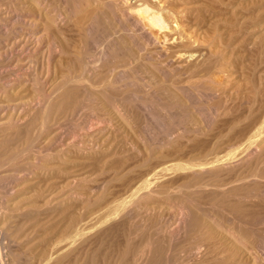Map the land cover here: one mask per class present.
<instances>
[{"label":"rangeland","instance_id":"rangeland-1","mask_svg":"<svg viewBox=\"0 0 264 264\" xmlns=\"http://www.w3.org/2000/svg\"><path fill=\"white\" fill-rule=\"evenodd\" d=\"M0 3V264H264V0Z\"/></svg>","mask_w":264,"mask_h":264},{"label":"bare ground","instance_id":"bare-ground-1","mask_svg":"<svg viewBox=\"0 0 264 264\" xmlns=\"http://www.w3.org/2000/svg\"><path fill=\"white\" fill-rule=\"evenodd\" d=\"M3 1H4V0H3ZM23 1H24V0H23ZM36 1H37V0H36ZM140 1H141V0H140ZM11 3H12V2H11ZM26 3H27V2H26ZM0 4H1V3H0ZM68 4H69V3H68ZM5 5L7 6V4H5ZM18 6H19V5H18ZM20 6H21V5H20ZM23 6H24V5H23ZM2 7H3V6H2ZM2 7H1V8H2ZM35 7H36V6H35ZM5 8H6V7H5ZM5 8H4V9H5ZM16 8H19V7H16ZM14 9H15V8H14ZM46 9H47V8H46ZM149 9H150V8H149ZM149 9H146V8H143V9H142V7H141V8H139L138 10H139V11H141V10H145L144 12H148L147 10H149ZM6 10H7V9H6ZM6 10H5L4 12H6ZM17 10H18V9H17ZM21 10H22V9H21ZM21 10H20V11H21ZM135 10H136V9H135ZM66 11H67V10H66ZM72 11H73V10H72ZM7 12H8V11H7ZM141 12H142V11H141ZM149 12H150V11H149ZM149 12H148V13H149ZM8 13H10V12H8ZM8 13H7V14H8ZM48 13H49V11H48ZM90 13H91V12H89V14H90ZM127 13H128V12H127ZM138 13H139V12H138ZM142 13H143V12H142ZM157 13L159 14V12H157ZM157 13H155V12H154V13H151V12H150V13H149L150 15L147 16V20H146V21H147V23H149L148 21H150V22H152L153 24H158V25H161V27H163V25H164L165 23L162 24L163 21L161 20L160 15H158ZM0 14H1V13H0ZM11 14H12V13H11ZM72 14H73V13H72ZM91 14H92V13H91ZM91 14H90V15H91ZM143 14H144V13H143ZM3 15H4V14H3ZM146 15H147V14H146ZM146 15H145V16H146ZM95 16H96V15H95ZM45 17H46V16H45ZM90 17H91V16H90ZM100 17H101V16H100ZM12 18H13V17H12ZM12 18H11V19H10V18H7V19H8V22L3 23V24H2V25H3L2 27H3V28H8L9 25L12 26V25H13V20H14V19H16V20H18V21L24 19V18H22V17L20 18V15H19V16L16 15V17H15L14 19H12ZM92 18H93V17H92ZM47 19H48V18H47ZM52 19H53V18H52ZM1 20H3V18H2ZM5 20H6V19H5ZM16 20H14V22H15ZM29 20H30V18H29ZM31 20H32V19H31ZM144 20H145V18H144ZM3 21H4V20H3ZM6 21H7V20H6ZM137 21H138V20H137ZM141 21H143V19H142ZM23 22H24V21H23ZM123 22H124V21H123ZM171 22H172V21H171ZM28 23H29V22H28ZM132 23H133V22H132ZM142 23H143V22H142ZM22 24H23V23H22ZM33 24H34V23H33ZM102 24H103V23H102ZM128 24H129V23H128ZM139 24H140V23H139ZM149 24H150V23H149ZM103 25H104V24H103ZM129 25H130V24H129ZM142 25H143V24H142ZM20 26H21V25H20ZM20 26H19V27H20ZM131 26H132V25H131ZM159 27H160V26H159ZM174 27H175V26H174ZM12 28H13V26H12ZM17 29H18V28H17ZM5 30H6V29H5ZM150 30H151V29H150ZM160 30H161V29H160ZM169 30H170V29H169ZM178 30H179V29H178ZM0 31H2V29H1ZM9 31H11V29H10ZM13 31H14V30H13ZM47 31H48V30H47ZM171 31H172V30H171ZM11 32H12V31H11ZM15 32H16V31H15ZM28 32H30V33H26L27 36L30 35V36L32 37V38L30 37V39H35V38H34V34H33L34 32H33V31H32V32H31V31H28ZM151 32H152V31H151ZM17 33H18V32H17ZM23 33H24V32H23ZM23 33H20L19 37L17 36L19 33H18L17 35H13V37H12L13 41L11 42L10 45H12V46L14 45L15 48H16V46H20V47H21V46L28 47V46L33 45V44H34V40H33V42H32V40H31V42H29V40H28V42H27V39H24V38L22 37V36H23ZM55 33H56V32H55ZM171 33H172V32H171ZM14 34H16V33H14ZM21 34H22V36H21ZM28 34H29V35H28ZM154 34H155V33H154ZM6 35H7V34H6ZM9 35H10V34H9ZM110 35H111V32H110ZM15 36H17V37H15ZM178 37H179V36H178ZM5 38H6V37H5ZM25 38H28V37H25ZM36 38H37V37H36ZM2 39H3V38H2ZM6 39L9 40L8 37H7ZM37 40H38V39H37ZM55 40H56V39H55ZM1 41H2V40H1ZM4 41H5V40H4ZM9 41H10V40H9ZM172 41H173V40H172ZM35 42H36V41H35ZM37 42H38V41H37ZM50 42H51V41H50ZM50 42H49V43H50ZM185 42H186V41H185ZM55 43H56V42H55ZM120 43H121V42H120ZM50 44H52V43H50ZM3 45H4V43H3ZM6 45H7V43H6ZM36 46H37V44H36ZM9 47H10V46H9ZM20 47H19V48H20ZM52 47H53V45H52ZM57 47H58V46H57ZM74 47H75V46H74ZM21 48H23V47H21ZM58 48H59V47H58ZM7 49H9V48H7ZM59 49H60V48H59ZM61 49H62V48H61ZM0 50H1V49H0ZM48 50H49V49H48ZM65 50H66V48H65ZM4 51H5V49H4ZM6 51H7V50H6ZM21 51H22V50H21ZM54 51H55V50H54ZM78 51H79V50H78ZM129 51H130V50H129ZM25 52H26V51H25ZM79 52L81 53L82 51H79ZM121 52H122V51H121ZM19 53H20V52H19ZM76 53H78V52H76ZM76 53H75V54H76ZM125 54H126V53H125ZM190 54H191V53H190ZM76 55H77V54H76ZM79 55H81V54H79ZM83 55H84V53H83ZM191 55H192V54H191ZM124 56H125V55H123V57H124ZM80 57H81V56H80ZM50 58H51V57H50ZM75 58H77V56H76ZM121 58H122V56H121ZM70 59H71V58H70ZM73 59H74V58H73ZM78 59H80V58H78ZM125 59H126V58H125ZM125 59H124V60H125ZM74 60H75V59H74ZM81 60H82V59H81ZM120 60H122V59H120ZM124 60H123V61H124ZM87 61H88V60H87ZM92 61H93V63H94V60H93V59H92ZM95 61H96V60H95ZM48 62H49V61H48ZM68 62H69V61H68ZM71 62H73V61H71ZM85 62H86V61H85ZM89 62H90V61H89ZM199 62H200V61H199ZM75 63H76V62H75ZM75 63L73 62V67H75V66H74ZM77 64H78V65L80 64V66H78V67H80V69H81V68H82V66H81L82 63H77ZM87 65H88V64H87ZM70 66H71V64H70ZM90 66H94V65H90ZM211 66H212V65H211ZM87 67H88V66H87ZM164 67H165V66H164ZM208 67H209V66H208ZM27 68H28V67H27ZM76 68H77V67H76ZM84 68H85V67H84ZM84 68H83V69H84ZM94 68H95V67H94ZM68 69H69V68H68ZM68 69H67L66 71H67L68 73L71 72V71L68 70ZM74 69H75V68H74ZM77 69H78V68H77ZM214 69H215V68H214ZM49 70H50V69H49ZM75 70H76V69H75ZM85 70H86V69H85ZM171 70H172V69H171ZM72 71H73V69H72ZM90 71H92V70H90ZM64 72H65V71H64ZM77 72H79V70H77ZM81 72H83V71H81ZM81 72H80V77H82V76H81ZM65 73H66V72H65ZM74 73H75V71H74ZM84 73H86V72H84ZM69 74H72V73H69ZM82 75H83V74H82ZM87 75H89V74H87ZM20 76H21V75H20ZM69 76L71 77L72 75H69ZM78 76H79V73H78ZM14 77H15V76H14ZM63 77H64V76H63ZM73 77H74V76H73ZM76 77H77V75H76ZM83 77H84V76H83ZM87 77H88V76H87ZM67 78H68V77H66V79H65V78H64V79L67 80ZM86 79H87V78H86ZM88 79H89V78H88ZM88 79H87V81H90V80H88ZM120 79H121V78H120ZM197 79H198V78H197ZM59 80H60V79H59ZM113 80H114V79H113ZM172 80H173V79H172ZM198 80H199V79H198ZM67 81H68V80H67ZM72 81H73V79H72ZM72 81L70 80V83H71ZM80 81H81V83H82V80H80ZM155 81H156V80H155ZM35 82H36V80H35ZM49 82H50V81H49ZM73 82L79 84V83H78V82H79L78 79H77V82H76L75 79H74ZM104 82H105V81H103V83H104ZM108 82H109V81H107V83H108ZM112 82H113V81H112ZM194 82H195V81H194ZM198 82H199V81H198ZM53 83H54V82H53ZM66 83H69V82H65V83H64V86H65ZM96 83H97V82H96ZM4 84H5V83H4ZM12 84H13V83H12ZM62 84H63V83H62ZM77 84H76V85H77ZM83 84H84V83H83ZM83 84H82V85H83ZM87 84H89V83H87ZM94 84H95V83H94ZM66 85H67V84H66ZM69 85H70V84H69ZM84 85H85V84H84ZM110 85H111V84H110ZM62 86H63V85H62ZM62 86H61V87H62ZM71 86H72V85H71ZM73 86H74V85H73ZM89 86H90V85H89ZM93 86H94V85H93ZM106 87H107V86H106ZM113 87H115V86H113ZM116 87H117V86H116ZM156 87H157V86H156ZM58 88H59V87H58ZM62 88H63V87H62ZM75 88L78 89V87L75 86L74 88H73V87H71V88H67L66 91H61V90H60L62 94L64 93V95H62V96H64V97L66 98V101H64V102L67 103V104H66V103L62 104V106L64 105L65 107H71L72 104H76V102L78 101V98H77V92L75 91ZM81 88H82V87H81ZM87 88H88V85H87ZM89 88H90V87H89ZM108 88H110V87H108ZM91 89H92V88H91ZM95 89H97V88H95ZM100 89H101V88H100ZM105 89H106V88H105ZM212 89H213V88H212ZM48 90H49V89H48ZM62 90H65V87H64V89H62ZM78 90H79V89H78ZM81 90H82V89H81ZM81 90H80V91H81ZM98 90H99V89H98ZM145 90H146V89H145ZM36 91H37V90H36ZM55 91H56V90H55ZM82 91H86V90H82ZM100 91H101V90H100ZM103 91H104V90H103ZM107 91H108V89H107ZM45 93H46V91H45ZM95 93H96V91H95ZM95 93H94V95H95ZM98 93H99V91H98ZM101 93H102V91H101ZM92 94H93V93H92ZM99 94H100V93H99ZM160 94H161V93H160ZM162 94H163V93H162ZM59 95H61V94H59ZM80 95H82V94H80ZM94 95H93V96H94ZM97 95H98V94H97ZM117 95H118V93H117ZM48 96H50V95H48ZM51 96H52V94H51ZM87 96H88V95H87ZM90 96H91V95H90ZM93 96H92V98H93ZM98 96H99V95H98ZM100 96H101V95H100ZM100 96H99V98H100ZM53 97H54V96H53ZM55 97H56L55 99H57L58 95L55 96ZM79 97H80V96H79ZM82 97H84V96L82 95ZM96 97H97V96H96ZM96 97H95V98H96ZM116 97H117V96H116ZM49 98H50V97H49ZM86 98H87V97H86ZM86 98H85V99H86ZM89 98H90V97H89ZM102 98H103V97H102ZM163 98H164V97H163ZM40 99H41V98H40ZM43 99H44V98H43ZM43 99H42V100H43ZM61 99H62V98H61ZM93 99H94V98H93ZM104 99H106V98H104ZM104 99H102V100L105 102L104 105L106 106V105H107V104H106L107 101H105ZM34 100H36V99H34ZM59 100H60V99H59ZM62 100H64V99H62ZM62 100H61V101H62ZM80 100L82 101V99H80ZM98 100H99V99H98ZM100 100H101V99H100ZM106 100H108V98H107ZM50 101H51V100H50ZM57 101H58V99H57ZM84 101H85V100H84ZM84 101H83V102H84ZM6 102H7V101H6ZM18 102H19V101H18ZM78 102H79V101H78ZM83 102H81V103H82V105H84V106H83V107H80V108H84V107L86 108V106L89 105V104H83ZM181 102H182V101H181ZM23 103H24V102H23ZM38 103H39V102H38ZM38 103H37V104H38ZM54 103H55V102H54ZM57 103H58V102H56V104H57ZM88 103H89V102H88ZM101 103H102V102H101ZM116 103H117V102H116ZM118 103H120V102L118 101ZM167 103H168V102H167ZM3 104H4V103H3ZM10 104H11V103H10ZM52 104H53V103H52ZM56 104H55V105H56ZM59 104H60V102H59ZM59 104H57L58 107H59ZM77 104H78V103H77ZM77 104L74 105V107L77 106ZM108 104H110V103L108 102ZM122 104H123V103H122ZM164 104H165V103H164ZM1 105H2V104H1ZM22 105H23V104H22ZM55 105H54V106H55ZM66 105H67V106H66ZM78 105H79V104H78ZM80 105H81V104H80ZM80 105H79V106H80ZM96 105H97V104H96ZM100 105H101V104H100ZM6 106H7V105H6ZM36 106H37V105H36ZM64 106H63V107H64ZM72 106H73V105H72ZM105 106H104V108H105ZM117 106H118V105H117ZM58 107H57V108H58ZM60 107H61V106H60ZM108 107H109V106H108ZM111 107H112V106H111ZM51 108H54V107L51 106ZM57 108H56V110H57ZM133 108H134V107H133ZM3 109H4V108H3ZM61 109H63V108H60V110H61ZM73 109H74V108H73ZM0 110H1V109H0ZM53 110H55V109H53ZM58 110H59V108H58ZM67 110H68V109H67ZM71 110H72V108H71ZM71 110H69V111H71ZM74 110H75V109H74ZM221 110H222V109H221ZM49 111H50V109L48 110V112H49ZM63 111H64V109H63ZM81 111H82V110H81ZM28 112H29V111H28ZM53 112H54V111H53ZM60 112H61V111H60ZM65 112H66V111H65ZM87 112H88V111H87ZM125 112H126V111H125ZM214 112H215V111H214ZM4 113H5V112H4ZM50 113H51V112H50ZM68 113H69V112H68ZM70 113H71V112H70ZM52 114H54V113H52ZM59 114H61V113H59ZM63 114H64V113L62 112V114L60 115V117H61ZM65 114H67V112H66ZM73 114H74V113H73ZM127 114H128V112H127ZM2 115H3V114H2ZM2 115H1V116H2ZM41 115H42V114H41ZM48 115H49V113H48ZM56 115H57V114H56ZM86 115H87V114H86ZM46 116H47V115H46ZM63 116H64V115H63ZM93 116H94V115H93ZM102 116H103V115H102ZM104 116H105V115H104ZM7 117H8V116H7ZM9 117H10V115H9ZM16 117H17V116H16ZM53 117H54V115H53ZM40 118H41V117H40ZM48 118H49V116H48ZM51 118H52V116H51ZM104 118H105V117H104ZM127 118H128V117H127ZM197 118H198V117H197ZM45 119H47V118H45ZM45 119H44V120H45ZM75 119H76V118H75ZM100 119H101V118H100ZM10 121H11V120H10ZM47 121H48V120H47ZM52 121H53V119H51V122H52ZM82 121H83V120H82ZM85 121H86V120H85ZM56 122H57V121H56ZM139 122H140V121H139ZM43 123H44V121H43ZM45 123H46V122H45ZM54 123H55V122H54ZM90 123H91V122H90ZM134 123H135V122H134ZM47 124H48V123H47ZM88 124H89V123H88ZM132 124H133V123H132ZM45 125H46V124H44L43 127H45ZM259 125H260V124H259ZM112 126H113V125H112ZM132 126H133V125H132ZM185 126H186V125H185ZM188 126H189V124H188ZM50 127H51V126H50ZM86 127H87V126H86ZM174 127H175V126H174ZM46 128H47V126H46ZM190 128H191V127H190ZM256 128H257V127H256ZM72 129H73V128H72ZM84 129H85V128H84ZM93 129H94V128H93ZM105 129H106V128H105ZM185 129H186V128H185ZM188 129H189V128H188ZM15 130H16V129H15ZM23 130H24V129H22V131H23ZM81 130H82V129H81ZM95 130H96V129H95ZM173 131H174V130H173ZM175 131H176V130H175ZM194 131H195V130H194ZM89 132H90V131H89ZM169 132H170V131H169ZM171 132H172V131H171ZM178 132H179V131H178ZM178 132H177V133H178ZM191 133H192V132H191ZM21 134H23V133H21ZM35 134H36V133H35ZM54 134H56V133H54ZM70 134H71V133H70ZM25 135H26V134H25ZM58 135H59V134H58ZM76 135H77V134H76ZM87 135H88V134H87ZM87 135H86V136H87ZM192 135H193V134H192ZM12 136H13V135H12ZM54 137H55V136H54ZM56 137H57V136H56ZM56 137H55V138H56ZM87 137H88V136H87ZM95 137H96V136H95ZM106 137H107V136H106ZM52 138H53V137H52ZM178 138H179V137H178ZM180 138H181V137H180ZM68 139H69V138H68ZM76 139H77V138H76ZM86 139H87V138H86ZM191 139H192V138H191ZM44 140H45V139H44ZM51 140H52V139H51ZM61 140H62V139H61ZM52 141H53V140H52ZM77 141H78V140H77ZM81 141H82V140H81ZM247 141H248V140H247ZM48 142H49V141H48ZM50 142H51V141H50ZM59 142H60V140H59ZM79 142H80V141H79ZM51 143H52V142H51ZM67 143H68V142H67ZM71 143H72V142H71ZM12 144H13V143H12ZM29 144H30V143H29ZM43 144H44V143H43ZM56 144H57V143H56ZM74 144H75V143H74ZM80 144H81V143H80ZM31 145H32V144H31ZM85 145H86V143H85ZM92 145H93V144H92ZM92 145H91V146H92ZM5 146H6V145H5ZM36 146H38V145H36ZM56 146H58V145H56ZM69 146H70V145H69ZM260 146H261V145H260ZM247 147H248V146H247ZM85 148H86V147H85ZM90 148H91V147H90ZM212 148H213V147H212ZM25 149H26V148H25ZM98 149H99V148H98ZM242 149H243V148H242ZM22 150H23V149H22ZM70 150H71V149H70ZM210 150H211V149H210ZM216 150H217V149H216ZM216 150H215V151H216ZM4 151H5V150H4ZM59 151H60V150H59ZM59 151H58V152H59ZM241 151H242V150H241ZM60 152H61V151H60ZM62 152H63V151H62ZM71 152H72V151H71ZM67 153H68V152H67ZM58 154H59V153H58ZM217 154H218V153H217ZM59 155H61V154H59ZM59 155H58V156H59ZM92 155H93V154H92ZM61 156H62V155H61ZM108 156H109V155H108ZM200 156H201V155H200ZM55 157H56V156H55ZM193 158H194V157H193ZM10 159H12V158H10ZM10 159H9V160H10ZM59 159H60V158H59ZM14 160H15V159H14ZM106 160H107V159H106ZM248 160H249V159H248ZM11 161H12V160H11ZM26 161H27V160H26ZM101 161H102V160H101ZM103 161H105V160H103ZM200 161H201V160H200ZM8 162H9V161H8ZM32 162H33V161H32ZM34 162H35V161H34ZM111 162H112V161H111ZM203 162H204V161H203ZM191 163H192V161L190 162V164H191ZM193 163H194V161H193ZM211 163H213V162H211ZM194 164H195V163H194ZM197 164H199V163H197ZM204 164H205V163H204ZM6 165H7V164H6ZM48 165H49V164H48ZM61 165H62V164H61ZM100 165H101V164H100ZM105 165H106V164H105ZM199 165H200V164H199ZM201 165H202V164H201ZM238 165H239V164H238ZM7 166H8V165H7ZM71 166H72V165H71ZM206 166H207V165H206ZM62 167H63V166H62ZM219 167H220V166H219ZM71 168H72V167H71ZM73 168H74V167H73ZM213 169H214V168H213ZM226 169H227V168H226ZM56 170H57V169H56ZM61 170H62V169H61ZM216 170H217V169H216ZM62 171H63V170H62ZM199 171H200V169H199ZM209 171H210V170H209ZM74 172H75V171H74ZM85 172H86V171H85ZM99 173H100V170H99ZM160 173H161V172H160ZM193 173H194V172H193ZM84 174H85V173H84ZM214 174H215V173H214ZM157 175H158V174H157ZM157 175H156V176H157ZM159 175H161V174H159ZM61 176H62V175H61ZM188 176H189V175H188ZM204 176H205V175H204ZM88 177H89V176H88ZM157 177H158V176H157ZM198 177H199V176H198ZM198 177H197V179H198ZM209 177H210V176H209ZM72 178H73V177H72ZM190 178H191V177H190ZM200 178H201V177H200ZM68 179H69V178H68ZM82 179H83V178H82ZM195 179H196V178H195ZM195 179H194V180H195ZM204 179H205V177H204ZM79 180H80V179H79ZM156 180H157V179H156ZM192 180H193V179H192ZM192 180H191V181H192ZM201 180H203V179H201ZM18 181H19V180H18ZM66 181H67V180H66ZM71 181H72V179H71ZM75 181H76V180H75ZM149 181H150V180H149ZM191 181H190V182H191ZM199 181H200V180H199ZM199 181H198L197 183H200ZM52 182H53V181H52ZM79 182H80V181H79ZM58 183H59V182H58ZM185 183H186V182H185ZM205 183H206V182H205ZM65 184H66V183H65ZM150 184H151V183H150ZM53 185H54V184H53ZM59 185H60V184H59ZM148 185H149V183L147 182V186H148ZM191 185H192V183H191ZM202 185H203V184H202ZM51 186H52V185H51ZM63 186H64V185H63ZM141 186H142V187H141ZM141 186H138V187H137L135 193H137L138 191H140L141 188H143V185H141ZM152 186H153V185H152ZM156 186H157V185H156ZM160 186H161V185H160ZM145 187H146V186H145ZM145 187H144V188H145ZM238 187H239V186H238ZM21 188H22V187H21ZM152 188H153V187H152ZM154 188H157V187L154 186ZM191 188H192V187H191ZM206 188H207V187H206ZM19 189H20V187H19ZM159 189H160V188H159ZM170 189H171V188H170ZM172 189H173L174 191L177 190V189H174V188H172ZM187 189H188V188H187ZM166 190H167V188H166ZM159 191H160V190H158V192H159ZM174 191H173V192H174ZM9 192H10V191H9ZM14 192H15V191H14ZM33 192H34V191H33ZM161 192H162V190H161ZM192 192H193V191H192ZM132 193H133V192H132ZM198 193H199V192H198ZM226 193H227V192H226ZM241 193H242V192H241ZM157 194H158V193H157ZM159 194H161V193H159ZM163 194H164V193H162L161 195H163ZM165 194H166V193H165ZM165 194H164V195H165ZM191 194H192V193H191ZM196 194H197V193H196ZM219 194H220V193H219ZM224 194H225V193H224ZM26 195H27V193H26ZM29 195H30V194H29ZM154 195H155V193H154ZM30 196H31V195H30ZM155 196H156V195H155ZM217 196H218V194H217ZM156 197H157V196H156ZM166 197H167V195H166ZM257 197H258V196H257ZM39 198H40V197H39ZM50 198H51V197H50ZM158 198H159V197H158ZM15 199H16V198H15ZM162 199H163V198H162ZM154 200H155V199H154ZM183 200H184V199H183ZM42 201H43V200H42ZM85 201H86V200H85ZM161 201H162V200H161ZM165 201H166V200H165ZM253 202H254V201H253ZM122 203H123V202H122ZM148 203H149V202H148ZM237 203H238V202H237ZM50 204H51V203H50ZM234 204H235V203H234ZM109 205H110V204H109ZM249 205H250V204H249ZM254 205H255V204H254ZM257 205H258V204H257ZM237 206L240 207V205H237ZM245 206H246V205H245ZM142 207H143V206H142ZM140 208H141V207H140ZM161 209H162V208H161ZM163 209H164V208H163ZM184 209H185V208H184ZM240 209H241V208H240ZM240 209H239V210H240ZM245 209H246V207H245ZM252 209H253V208H252ZM62 210H63V209H61V211H62ZM149 210H150V209H149ZM152 210H153V206H152ZM158 210H159V209H158ZM236 210H237V209H236ZM249 210H250V209H249ZM56 211H57V210H56ZM113 211H114V210H113ZM243 211L245 212L244 208H243ZM243 211H242V212H243ZM253 211H254V210H253ZM236 212H237V211H236ZM246 212H247V210H246ZM42 213H43V212H42ZM45 213H46V212H45ZM163 213H164V212H163ZM218 213H220V212H218ZM244 214H245V213H244ZM252 214H254V213L252 212ZM130 215H131V214H130ZM163 215H164V214H163ZM217 215H218V214H217ZM245 215L247 216V214H245ZM249 215H250V214H249ZM161 216H162V213H161ZM161 216H160V217H161ZM237 216H238V215H237ZM32 217H33V216H32ZM54 217H55V216H54ZM54 217H52V218H54ZM144 217H145V216H144ZM162 217H163V216H162ZM11 218H13V217H11ZM18 218H19V217H18ZM47 218H48V217H47ZM58 218H60V217H58ZM245 218H246V217H245ZM250 218H252V217H250ZM54 219H55V218H54ZM158 219H159V218H158ZM75 220H77V219H75ZM79 220H80V219H79ZM79 220H78V221H79ZM164 220H165V219H164ZM231 220H232V219H231ZM44 221H45V220H44ZM51 221H52V220H51ZM73 221H74V220H73ZM73 221H72V223H73ZM74 222H75V221H74ZM118 222H119V221H118ZM127 222H128V221H127ZM59 223H60V222H59ZM248 223H249V222H248ZM45 224H46V223H45ZM76 224H77V223H76ZM85 224H86V223H85ZM165 224H166V223H165ZM17 225H18V224H17ZM78 225H79V224H78ZM120 225H121V224H120ZM130 225H131V224H130ZM152 225H153V224H152ZM54 226H55V225H54ZM82 226H83V225H82ZM110 226H111V224H110ZM117 226H118V225H117ZM162 226H163V225H162ZM19 227H21V226H19ZM153 227H154V226H153ZM164 227H165V226H164ZM172 227H173V226H172ZM203 227H204V226H203ZM28 228H29V227H28ZM30 228H32V227H30ZM30 228H29V229H30ZM56 228H57V227H56ZM59 228H60V227H59ZM192 228H193V227H192ZM234 228H235V227H234ZM15 229H16V228H15ZM155 229H156V228H155ZM167 229H168V228H167ZM169 229H170V228H169ZM196 229H197V228H196ZM202 229H203V228H202ZM260 229H261V228H260ZM260 229H259V230H260ZM9 230H10V229H9ZM69 230H70V229H69ZM190 230L193 231V229H190ZM190 230H189V231H190ZM227 230H228V229H227ZM7 231H8V230H7ZM62 231H63V230H62ZM152 231H153V230H152ZM231 231H232V230H231ZM261 231H262V230H260V232H261ZM58 232H59V231H58ZM135 232H136V231H135ZM243 232H244V231H243ZM258 232H259V231H258ZM49 233H50V232H49ZM131 234H132V233H131ZM139 234H140V233H139ZM149 234H150V233H149ZM231 234H232V232H231ZM259 234H260V233H259ZM261 234H262V233H261ZM12 235H13V234H12ZM63 235H64V234H63ZM72 235H73V234H72ZM134 235H135V233H134ZM146 235H147V234H146ZM245 235H246V234H245ZM45 236H46V235H45ZM197 236H198V235H197ZM202 236H203V234H202ZM247 236H248V235H247ZM262 236H263V235H262ZM262 236H261V237H262ZM21 237H22V236H21ZM39 237H40V236H39ZM127 237H128V236H127ZM144 237H145V236H144ZM152 237H153V236H152ZM189 237H190V236H189ZM234 237H236V236L234 235ZM234 237H233V238H234ZM239 237H240V236H239ZM56 238H57V237H56ZM148 238H149V237H148ZM195 238H196V236H195ZM198 238H199V237H198ZM203 238H204V237H203ZM222 238H223V237H222ZM227 238H228V237H227ZM236 238H237V237H236ZM236 238H234V239H236ZM249 238H250V237H249ZM200 239H201V238H200ZM250 239H251V238H250ZM254 239H255V238H254ZM55 240H56V239H55ZM197 240H198V239H197ZM201 240L203 241V239H201ZM243 240H244V239H243ZM154 241H155V240H154ZM185 241H187V239H186ZM230 241H231V240H230ZM262 241H263V240H262ZM13 242H14V241H13ZM15 242H17V241H15ZM42 242H43V241H42ZM142 242H143V241H142ZM155 242H156V241H155ZM188 242H189V241H188ZM188 242H186V244H187ZM190 242H193V241H190ZM253 242H254V241H253ZM69 243H70V242H69ZM75 243H76V242H75ZM135 243H136V242H135ZM137 243H138V242H137ZM137 243H136V245H137ZM221 243H222V242H221ZM48 244H49V243H48ZM226 244H227V243H226ZM245 244H246V243H245ZM259 244H260V243H259ZM69 245H70V244H69ZM84 245H85V244H84ZM134 245H135V244H134ZM134 245H133V246H134ZM145 245H146V244H145ZM247 245H248V243L246 244V246H247ZM22 246H23V245H22ZM25 246H26V245H25ZM178 246H179V245H178ZM224 246H225V245H224ZM226 246H227V245H226ZM256 246H258V245H256ZM263 246H264V245H263ZM46 247H47V246H46ZM46 247H45V248H46ZM83 247H84V246H83ZM127 247H128V246H127ZM186 247H187V246H186ZM25 248H26V247H25ZM42 248H43V247H42ZM50 248H51V247H50ZM78 248H79V247H78ZM85 248H86V247H85ZM131 248H132V247H131ZM148 248H149V246H148ZM153 248H154V247H153ZM155 248H157V246H156ZM175 248H176V247H175ZM198 248H199V247H198ZM214 248H215V247H214ZM47 249H48V248H47ZM150 249H151V248H150ZM157 249H158V248H157ZM204 249H205V248H204ZM261 249H264V248H261ZM63 250H64V249H63ZM140 250H142V249H140ZM147 250H149V249H147ZM179 250H180V247H179ZM231 250H232V249H231ZM92 251H93V250H92ZM186 251H187V250H186ZM198 251H199V250H198ZM237 251H238V250H237ZM241 251H242V250H241ZM34 252H35V251H34ZM64 252H65V251H64ZM66 252H67V251H66ZM136 252H137V251H136ZM153 252H154V251H153ZM220 252H221V251H220ZM248 252H249V251H248ZM256 252H257V251H256ZM256 252L254 251V253H256ZM28 253H29V252H28ZM47 253H48V251H47ZM133 253H134V252H133ZM159 253H160V252H159ZM161 253H162V251H161ZM189 253H190V251H189ZM213 253H214V252H213ZM216 253H217V252H216ZM252 253H253V252H252ZM259 253L261 254L260 251H259ZM259 253H258L257 256L260 255ZM43 254H44V253H43ZM63 254H64V253H63ZM63 254H62V255H63ZM134 254H135V253H134ZM137 254H138V253H137ZM137 254H135V255H137ZM150 254H151V253H150ZM176 254H177V253H176ZM186 254H187V253H186ZM191 254H194V253H191ZM191 254H190V255H191ZM196 254H197V253H196ZM218 254H219V252H218ZM228 254H229V253H228ZM246 254H247V253H246ZM256 254H257V253H256ZM75 255H76V254H75ZM143 255H144V254H143ZM147 255H148V254H147ZM155 255H156V254H155ZM171 255H173V254H171ZM248 255L250 256L251 254H248ZM254 255H255V254H254ZM263 255H264V253H263ZM34 256H35V255H34ZM39 256H40V255H39ZM157 256H158V255H157ZM191 256H192V255H191ZM257 256L255 255V257H257ZM53 257H54V256H53ZM153 257H154V256H153ZM173 257H174V256H173ZM188 257H190V256H188ZM200 257H201V256H200ZM202 257H203V256H202ZM210 257H211V256H210ZM136 258H137V257H136ZM155 258H156V257H155ZM184 258H185V257H184ZM194 258H195V257H194ZM122 259H123V258H122ZM126 259H127V258H126ZM256 259H257V258H256ZM256 259H255V260H256ZM263 259H264V258H263ZM25 260H26V259H25ZM30 260H31V259H30ZM46 260H47V259H46ZM72 260H73V259H72ZM131 260H132V259H131ZM137 260H138V259H137ZM137 260H136V261H137ZM197 260H198V259H197ZM202 260H203V259H202ZM202 260H201V261H202ZM252 260H253V259H252ZM255 260H254V261H255ZM27 261H28V260H27ZM31 261H32V260H31ZM33 261H34V260H33ZM69 261H70V260H69ZM125 261H126V260H125ZM125 261H124V262H125ZM155 261H156V260H155ZM40 262H41V260H40ZM90 262H91V261H90ZM126 262H127V261H126ZM128 262H130V261L128 260ZM137 262H138V261H137ZM160 262H161V260H160ZM190 262H191V261H190ZM196 262H197V261H196ZM212 262H213V261H212ZM117 263H118V262H117ZM122 263H123V262H122ZM142 263H143V262H142ZM152 263H153V262H152ZM164 263H165V262H164ZM220 263H221V262H220ZM220 263H219V264H220ZM2 264H3V263H2ZM16 264H17V263H16ZM97 264H98V263H97ZM143 264H144V263H143ZM192 264H193V263H192ZM232 264H233V263H232ZM246 264H247V263H246ZM248 264H249V263H248ZM254 264H255V263H254Z\"/></svg>","mask_w":264,"mask_h":264}]
</instances>
